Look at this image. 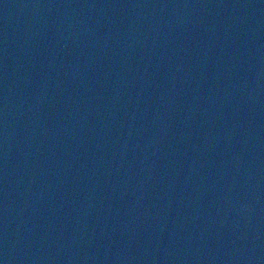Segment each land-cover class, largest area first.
I'll use <instances>...</instances> for the list:
<instances>
[{
	"label": "water",
	"instance_id": "obj_1",
	"mask_svg": "<svg viewBox=\"0 0 264 264\" xmlns=\"http://www.w3.org/2000/svg\"><path fill=\"white\" fill-rule=\"evenodd\" d=\"M0 264H264V0H0Z\"/></svg>",
	"mask_w": 264,
	"mask_h": 264
}]
</instances>
